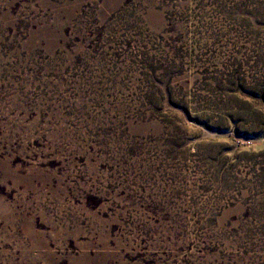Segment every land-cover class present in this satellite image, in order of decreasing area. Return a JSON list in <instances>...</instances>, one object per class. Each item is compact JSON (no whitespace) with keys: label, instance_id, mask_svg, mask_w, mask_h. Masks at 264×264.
Masks as SVG:
<instances>
[{"label":"rangeland","instance_id":"obj_1","mask_svg":"<svg viewBox=\"0 0 264 264\" xmlns=\"http://www.w3.org/2000/svg\"><path fill=\"white\" fill-rule=\"evenodd\" d=\"M0 264H264V0H0Z\"/></svg>","mask_w":264,"mask_h":264}]
</instances>
